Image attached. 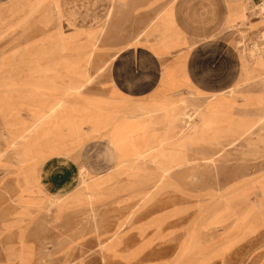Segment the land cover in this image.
Returning <instances> with one entry per match:
<instances>
[{
    "label": "rangeland",
    "instance_id": "1",
    "mask_svg": "<svg viewBox=\"0 0 264 264\" xmlns=\"http://www.w3.org/2000/svg\"><path fill=\"white\" fill-rule=\"evenodd\" d=\"M106 1L99 19L87 0H0V264H264V111L232 132L215 109L224 95L135 120L114 110L99 95L143 15ZM255 9L264 22V2ZM241 53L264 87L263 54ZM141 119L164 124L162 136L115 171L98 174L112 167L108 144L95 170L69 159Z\"/></svg>",
    "mask_w": 264,
    "mask_h": 264
},
{
    "label": "crops",
    "instance_id": "2",
    "mask_svg": "<svg viewBox=\"0 0 264 264\" xmlns=\"http://www.w3.org/2000/svg\"><path fill=\"white\" fill-rule=\"evenodd\" d=\"M263 2L131 0V11L142 14L143 22L131 24L129 28L140 33L128 42L115 45L122 49L110 60L113 65L109 73V94L102 96L101 93L99 98L111 100L114 110L129 111L127 118L135 120L142 112L159 105L168 111L183 110L186 105L201 108L211 96L224 95L215 105V109L226 114L224 126H229L232 132L249 126L264 111V102H260L264 87L260 82H250L251 77L244 70V63L249 61L246 58L244 61L240 46L264 29V22L256 19L257 6ZM106 4V0H87L85 13L91 10L93 13L96 8L99 19L104 18ZM253 6L256 9L251 10ZM238 15L242 17L235 18ZM244 16L247 20L240 24ZM227 26L232 27L226 29ZM254 67L257 76H263L264 68ZM141 124L131 121L118 131L112 126L107 136L86 138L81 145L84 149L78 152L79 147H74L69 159L80 154L85 168L95 170L97 163L92 158L105 154L103 149L108 144L112 167L98 174L115 171L117 158H132L144 144L157 142L162 136L157 132L163 130L164 124L149 119L146 126ZM243 138L239 133L228 134L222 142H238ZM111 142L118 143L117 147ZM62 157L61 154L50 158Z\"/></svg>",
    "mask_w": 264,
    "mask_h": 264
},
{
    "label": "built area",
    "instance_id": "3",
    "mask_svg": "<svg viewBox=\"0 0 264 264\" xmlns=\"http://www.w3.org/2000/svg\"><path fill=\"white\" fill-rule=\"evenodd\" d=\"M245 47H247L249 51L253 50V54L261 53L264 56V29L256 34L255 37L244 40L240 48L244 51Z\"/></svg>",
    "mask_w": 264,
    "mask_h": 264
},
{
    "label": "bare ground",
    "instance_id": "4",
    "mask_svg": "<svg viewBox=\"0 0 264 264\" xmlns=\"http://www.w3.org/2000/svg\"><path fill=\"white\" fill-rule=\"evenodd\" d=\"M179 53V52H178ZM140 122H142V124L141 125H144V126H146V122L144 121V120H140ZM210 123V122H209ZM186 124H188V123H186ZM207 124H208V122H207ZM212 123H210V125H211ZM158 147V146H157ZM180 147H181V145H180ZM153 149V148H152ZM149 150V149H148ZM150 150H151V148H150ZM136 157V156H135ZM169 171V170H168ZM167 171V172H168ZM84 182V181H83Z\"/></svg>",
    "mask_w": 264,
    "mask_h": 264
}]
</instances>
